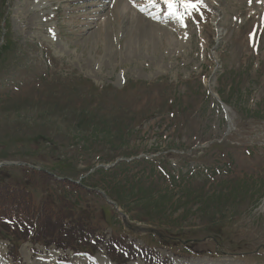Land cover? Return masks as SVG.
Wrapping results in <instances>:
<instances>
[{"label":"rangeland","instance_id":"1","mask_svg":"<svg viewBox=\"0 0 264 264\" xmlns=\"http://www.w3.org/2000/svg\"><path fill=\"white\" fill-rule=\"evenodd\" d=\"M102 3L0 0L2 180L103 216L2 221L0 264H264V0Z\"/></svg>","mask_w":264,"mask_h":264},{"label":"trees","instance_id":"2","mask_svg":"<svg viewBox=\"0 0 264 264\" xmlns=\"http://www.w3.org/2000/svg\"><path fill=\"white\" fill-rule=\"evenodd\" d=\"M27 187V184H19L17 181L8 184L5 180H2L0 175V222L3 221L1 225L6 226V222L10 221L15 228L21 229L19 231H16L15 229L13 231L14 233L16 232L18 235L22 234L23 236L31 235V237H34V242L48 247L50 244H56L55 241H57V235L52 236L49 231H46V228H43L47 222H45V220L53 217L48 224L67 226V224H69L65 222L67 220L76 221L78 219H84L86 222L84 227L76 226L69 230L65 237V240L77 241L78 245L76 248L72 245H68L65 248H73L88 253H93L95 251L93 238L95 235L100 234L99 231H101L96 224L97 220L103 218V216L99 217L96 215L95 218H92L91 215L87 214V211H80V217H76L73 216L75 214L74 212L70 214L65 207L56 209V207L47 200L43 201L45 202V206L41 204L36 207ZM46 198L48 199V197ZM71 223L72 225L74 224L73 221H71ZM3 230L4 232H2V230L0 231V238L11 235L9 229L5 228ZM49 239H52L53 241L48 242ZM124 247L128 251L127 254H129V256L133 255V250L130 249L128 245ZM16 248L10 249V255L14 260L19 259ZM108 252L111 258L114 259L113 254L109 249Z\"/></svg>","mask_w":264,"mask_h":264},{"label":"snow or ice","instance_id":"3","mask_svg":"<svg viewBox=\"0 0 264 264\" xmlns=\"http://www.w3.org/2000/svg\"><path fill=\"white\" fill-rule=\"evenodd\" d=\"M155 5L156 0H151ZM203 3V0H164V4L167 5L168 14L175 16L177 19L183 22L185 14L189 10H198V6ZM183 7L184 12H180L179 9ZM186 27V24H185Z\"/></svg>","mask_w":264,"mask_h":264},{"label":"bare ground","instance_id":"4","mask_svg":"<svg viewBox=\"0 0 264 264\" xmlns=\"http://www.w3.org/2000/svg\"><path fill=\"white\" fill-rule=\"evenodd\" d=\"M102 6H105V5H108V0H107V2H106V0H103V3L101 4ZM102 10H104V8H102V9H99L98 11H102ZM168 14V13H167ZM166 14V16H170V15H167ZM147 22V21H146ZM148 23V22H147ZM138 33H139V31H138ZM137 34V33H136Z\"/></svg>","mask_w":264,"mask_h":264},{"label":"water","instance_id":"5","mask_svg":"<svg viewBox=\"0 0 264 264\" xmlns=\"http://www.w3.org/2000/svg\"><path fill=\"white\" fill-rule=\"evenodd\" d=\"M146 231H150V232H152L153 231V229H151V228H147V229H145Z\"/></svg>","mask_w":264,"mask_h":264}]
</instances>
